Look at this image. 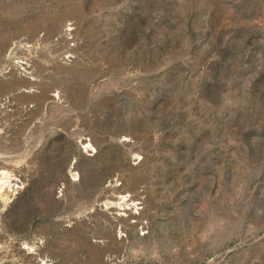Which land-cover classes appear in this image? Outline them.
Returning <instances> with one entry per match:
<instances>
[{"label":"rangeland","instance_id":"374dc122","mask_svg":"<svg viewBox=\"0 0 264 264\" xmlns=\"http://www.w3.org/2000/svg\"><path fill=\"white\" fill-rule=\"evenodd\" d=\"M0 170V264H264V0H0Z\"/></svg>","mask_w":264,"mask_h":264},{"label":"bare ground","instance_id":"6f19581e","mask_svg":"<svg viewBox=\"0 0 264 264\" xmlns=\"http://www.w3.org/2000/svg\"><path fill=\"white\" fill-rule=\"evenodd\" d=\"M66 34H68V33H66ZM24 62L25 61H23L22 63H24ZM21 68H24V67H21ZM89 146L92 147L93 145L91 143H89V142H87L86 144H84V148L85 149H87ZM13 176H15V174H13L10 171L8 172L7 170H0V196L4 197L5 195L9 194L10 189L11 190L14 189V188L13 189L11 188L13 185H15L14 183L12 184V180H15V177H13ZM77 176H78V173H75V172L73 173L72 172V177H70V179L72 181L74 180L73 182H76V179H78ZM122 200H125V199L123 198ZM126 204L128 205L127 202H126ZM101 205H102V207H103L104 210H106V209L108 210L111 207H117V206H115V202L109 201V200L103 201ZM132 205L136 208L135 211H134V213L135 214H138L139 213V210L138 209H140V207L137 206V202L133 201ZM119 209H121V206L119 207ZM126 209H127V207H126ZM141 222H139V225L141 224ZM143 227H144V225H143ZM22 247L25 248L29 253H36V248H35V245L34 244H29L27 242H24L23 245H22ZM40 260H41L40 264H52L51 262H48V260H46L44 258H40Z\"/></svg>","mask_w":264,"mask_h":264},{"label":"built area","instance_id":"2783aa9c","mask_svg":"<svg viewBox=\"0 0 264 264\" xmlns=\"http://www.w3.org/2000/svg\"><path fill=\"white\" fill-rule=\"evenodd\" d=\"M86 140H90V139H86ZM84 153L86 155H88V156L93 155L95 153V149H94L93 146L92 147L89 146L87 149H84ZM75 173H77V172L75 171ZM14 184L15 185H13L11 187L12 189L13 188L14 189L13 190L10 189V191H9V195L12 196V197H15L16 194L18 193V191H20L23 188V181L21 180V178H15ZM24 242H27V241H19L20 248L22 249V253L24 255H26L27 257L32 258L34 264H40V262H41L40 258H44V259L48 260V262H51L52 264H57L56 261L53 260L52 258H50V257H48L46 255H41V253L39 252L40 249H39V245H38L39 242L38 241L37 242H33V243L27 242L29 244H34L35 245L36 253H29L25 248H23L22 245H23Z\"/></svg>","mask_w":264,"mask_h":264},{"label":"water","instance_id":"95a60500","mask_svg":"<svg viewBox=\"0 0 264 264\" xmlns=\"http://www.w3.org/2000/svg\"><path fill=\"white\" fill-rule=\"evenodd\" d=\"M97 81V79H95V82ZM108 138V137H107ZM247 241V239H244V240H242V242L241 243H239V245L240 244H242V243H245ZM235 247V246H234ZM233 247H229V248H227L223 253H227L230 249H232ZM221 255V254H220ZM220 255H218V256H220ZM215 261H216V259H215Z\"/></svg>","mask_w":264,"mask_h":264}]
</instances>
